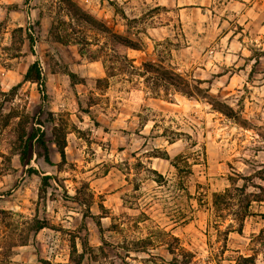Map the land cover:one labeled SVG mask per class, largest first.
<instances>
[{"label": "rangeland", "instance_id": "374dc122", "mask_svg": "<svg viewBox=\"0 0 264 264\" xmlns=\"http://www.w3.org/2000/svg\"><path fill=\"white\" fill-rule=\"evenodd\" d=\"M189 1L0 0V264H264V0Z\"/></svg>", "mask_w": 264, "mask_h": 264}, {"label": "trees", "instance_id": "16d2710c", "mask_svg": "<svg viewBox=\"0 0 264 264\" xmlns=\"http://www.w3.org/2000/svg\"><path fill=\"white\" fill-rule=\"evenodd\" d=\"M29 39H30V42H31V46L33 47L34 46V38L31 34H29ZM127 46H130V47H135V44L133 41L131 40H127ZM145 66H147L146 68V72H149L150 69L152 70H155L158 74L156 76V79L157 80H160V82H168V83H171L173 85H175L176 87L178 88H181L182 91H185V88H183L182 84H181V76L180 75H177V74H172L168 69L165 68L164 65H161L160 67H156L154 64L152 63H146ZM175 75V76H174ZM175 77V78H174ZM25 80H28V81H32V82H37L38 85H40L41 87V93L43 95V99L46 98V94H45V88H46V81H45V77L43 75V71H42V67L40 66L39 62L38 61H35L34 63H32L25 75ZM187 93H191L190 90H187L186 91ZM39 125H42L41 122H39ZM41 130V128H36L33 133L30 135L29 139H27L26 141V144L24 146V149H23V153H22V158L25 159L26 158V155H27V152H28V147H29V142L31 140H36L38 142H40L42 144V146L44 147V151H45V154H44V158L45 160L48 162V163H51V160H50V155H49V151H48V148L46 147V142L44 141V136L43 134H41L39 136V131ZM61 154L62 156L64 157L65 153H64V150L61 149ZM166 159H170L169 157V154L167 152H165V156H162ZM171 164L175 167H178V165L176 164V162L174 160H171ZM50 178V176H44V180H48ZM48 183V182H46ZM45 186H48V184H45ZM240 189V188H239ZM1 193H0V197H1ZM34 227L36 229V231H39L45 227H47V224L44 222V221H41V220H36L35 224H34ZM187 254H189L190 256L194 257L192 253L190 252H187ZM242 261L244 264H255V258L254 256H242L241 257ZM191 262V259L190 260H187L185 262V264H189Z\"/></svg>", "mask_w": 264, "mask_h": 264}, {"label": "crops", "instance_id": "0c3cea01", "mask_svg": "<svg viewBox=\"0 0 264 264\" xmlns=\"http://www.w3.org/2000/svg\"><path fill=\"white\" fill-rule=\"evenodd\" d=\"M236 5L239 4L242 9L239 11V14H244L245 12H249L250 10L253 11V0H234ZM248 1V3L246 2ZM213 4V0H190L186 4H178L181 6V10L186 9L187 7L184 6H190L191 9H204L209 8ZM237 9V8H232ZM238 13V12H237Z\"/></svg>", "mask_w": 264, "mask_h": 264}]
</instances>
